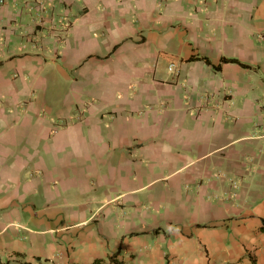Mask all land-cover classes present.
<instances>
[{"label": "crops", "instance_id": "obj_1", "mask_svg": "<svg viewBox=\"0 0 264 264\" xmlns=\"http://www.w3.org/2000/svg\"><path fill=\"white\" fill-rule=\"evenodd\" d=\"M263 114L264 0H0V264H264Z\"/></svg>", "mask_w": 264, "mask_h": 264}, {"label": "built area", "instance_id": "obj_2", "mask_svg": "<svg viewBox=\"0 0 264 264\" xmlns=\"http://www.w3.org/2000/svg\"><path fill=\"white\" fill-rule=\"evenodd\" d=\"M169 69L172 70V71H174V72L178 71V69H177V67H176L175 64H171V65L169 66ZM263 116H264V114H263Z\"/></svg>", "mask_w": 264, "mask_h": 264}, {"label": "trees", "instance_id": "obj_3", "mask_svg": "<svg viewBox=\"0 0 264 264\" xmlns=\"http://www.w3.org/2000/svg\"><path fill=\"white\" fill-rule=\"evenodd\" d=\"M226 61H228V60H226ZM229 61H233V62H234V60H229ZM207 62H209V60H207ZM209 63H210V62H209ZM262 229H263V231H264V224H263ZM117 264H118V263H117Z\"/></svg>", "mask_w": 264, "mask_h": 264}]
</instances>
